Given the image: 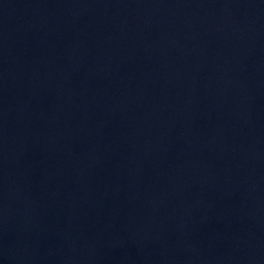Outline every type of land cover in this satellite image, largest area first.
<instances>
[{
	"label": "water",
	"instance_id": "water-1",
	"mask_svg": "<svg viewBox=\"0 0 264 264\" xmlns=\"http://www.w3.org/2000/svg\"><path fill=\"white\" fill-rule=\"evenodd\" d=\"M0 264H264V0H0Z\"/></svg>",
	"mask_w": 264,
	"mask_h": 264
}]
</instances>
